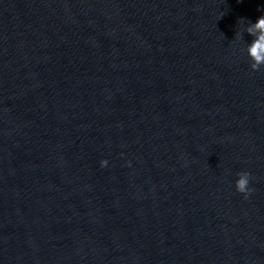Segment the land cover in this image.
<instances>
[{
    "label": "water",
    "instance_id": "water-1",
    "mask_svg": "<svg viewBox=\"0 0 264 264\" xmlns=\"http://www.w3.org/2000/svg\"><path fill=\"white\" fill-rule=\"evenodd\" d=\"M261 15L0 0V264H264V69L232 42Z\"/></svg>",
    "mask_w": 264,
    "mask_h": 264
},
{
    "label": "clouds",
    "instance_id": "clouds-1",
    "mask_svg": "<svg viewBox=\"0 0 264 264\" xmlns=\"http://www.w3.org/2000/svg\"><path fill=\"white\" fill-rule=\"evenodd\" d=\"M238 2H242V0H238ZM223 15L224 14L221 13L220 18H222ZM245 21L248 22L246 26ZM238 23L241 25V28L235 33L232 42L234 44L243 42L240 51L246 53L250 61V69L253 72H259L264 69V15L259 16L255 22L241 17ZM245 32L252 37L250 42L244 41ZM108 165V160L105 159L100 161L101 168H106ZM251 179V173L248 171H239L236 173L234 182L235 190L241 194L244 199H248L253 192V188L250 187Z\"/></svg>",
    "mask_w": 264,
    "mask_h": 264
}]
</instances>
